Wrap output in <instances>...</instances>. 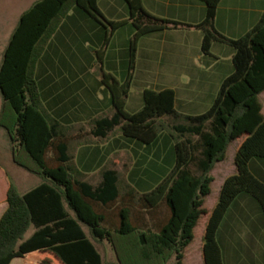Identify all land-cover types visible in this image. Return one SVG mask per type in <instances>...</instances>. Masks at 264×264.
<instances>
[{
  "label": "trees",
  "instance_id": "1",
  "mask_svg": "<svg viewBox=\"0 0 264 264\" xmlns=\"http://www.w3.org/2000/svg\"><path fill=\"white\" fill-rule=\"evenodd\" d=\"M129 20L135 26L129 46L132 67L139 38L166 24L202 30L201 50L210 54L213 41L233 48V72L225 77L210 107L187 115L175 109L171 88L143 90V104L127 111L131 74L120 81L101 66L113 32L127 20H108L97 0H37L19 17L4 50L0 66V127L7 134L11 160L37 174L41 182L20 192L9 184L7 208L0 217V264L24 257L25 264H105L93 241L107 242L118 264H183L185 248L193 240L198 219L206 213L204 200L211 192L212 169L225 158L231 142L241 139L233 157L235 173L219 189L203 234L204 264H223L217 241L219 225L234 199L247 193L264 216V182L249 169L254 158L264 157V115L259 94L264 91V13L243 35L228 37L214 25L220 0H201L204 18L189 24L159 18L147 12L142 0H125ZM73 7L84 11L105 28L100 48L93 49L100 64L101 82L110 93L111 113L92 118L89 133L106 137L118 129L143 144L153 143L161 131L173 140L174 161L170 171L146 192H138L115 170L101 171L94 185L85 179L71 152L70 126L48 112L41 100L35 66L48 41ZM127 185L130 189L123 190ZM127 194L131 205L168 210L156 231L134 226L139 214L122 207L119 226L111 228L98 212L122 205ZM87 227L91 237L84 231ZM33 228V233L26 237Z\"/></svg>",
  "mask_w": 264,
  "mask_h": 264
},
{
  "label": "crops",
  "instance_id": "2",
  "mask_svg": "<svg viewBox=\"0 0 264 264\" xmlns=\"http://www.w3.org/2000/svg\"><path fill=\"white\" fill-rule=\"evenodd\" d=\"M35 1L37 0H0V66L4 50L20 15ZM97 3L108 20H127L111 35L100 63L105 71L111 72L120 81L131 74V85L125 105L127 111L135 112L141 108L142 93L149 84L150 88L156 90L173 89L175 109L182 114L195 115L210 107L221 82L233 72L232 47L213 41L210 54H205L201 50L203 38L201 29L166 24L139 38L135 58L132 67L129 68L128 46L135 31V26L129 20V11L128 15L118 17L114 11L105 13L99 0ZM142 4L144 9L154 16L189 24L200 22L206 11V5L201 0H142ZM262 13L264 0H220L214 25L222 34L237 38L249 30ZM104 32L105 28L102 25L81 9L73 7L39 57L35 66V79L44 108L71 127L69 133L74 137L72 143L78 144L74 148V159L79 170L85 174V179L96 185L101 180V171L109 168L115 170L120 178L136 191L146 192L170 171L174 161L173 142L164 134H159L151 144H143L136 139L123 136L116 129L104 138L94 137L89 133L88 122L92 118L111 113L110 93L101 82L100 73L91 72L94 66L100 64L97 63V59L95 60L93 50L89 49L101 47ZM133 86L139 88L135 93L131 90ZM262 97L264 91L258 96L262 106L261 112ZM0 133L9 143L6 132L3 134L0 130ZM241 140L242 138L231 142L234 145L229 156L230 145L225 158L216 162L211 171L212 183L216 182V172L220 176L217 180L216 199L210 207L204 206L207 212L201 215L193 230L195 236L199 229L201 242L196 249L192 248L193 237L185 248L183 264H186L185 259L188 264H204L202 238L205 225L216 203L223 180L235 173L233 157ZM122 156H126L127 160L122 161ZM227 156L229 164H225ZM9 158L11 160V153ZM248 166L250 171L264 182V157L252 158ZM227 167H230L229 171H225ZM13 174L23 177L18 170H13ZM93 176L96 178L95 182L91 181ZM40 182H34L26 188L21 187L22 189L16 188L20 192H25ZM10 183L13 184L7 167L0 164V217L7 208L6 196ZM122 188L124 191L130 189L127 185ZM124 195L126 197L122 205H113L106 211L99 207L98 212L104 215L108 226L118 227L120 209L133 206L139 214L138 219L131 218L134 226L156 231L164 224L168 216V210L164 206L156 209L132 206L128 195ZM33 231L31 228L26 237ZM84 231L91 237L87 227H84ZM217 241L223 264H264V216L258 202L249 194L240 193L231 203L219 225ZM93 243L105 260L106 251L103 253L101 250H112L110 245L105 241ZM9 264H25V258H13Z\"/></svg>",
  "mask_w": 264,
  "mask_h": 264
},
{
  "label": "rangeland",
  "instance_id": "3",
  "mask_svg": "<svg viewBox=\"0 0 264 264\" xmlns=\"http://www.w3.org/2000/svg\"><path fill=\"white\" fill-rule=\"evenodd\" d=\"M99 3H100V6L101 8L103 9V11H105V13H111V11L113 12H116V14L118 15V17H122L123 15L126 16L128 15V8H127V4L125 2V0H99ZM90 50H93V49H96V48H89ZM94 55V53H93ZM95 56V55H94ZM96 60V58H95ZM98 63V62H97ZM96 72L97 74L99 73V65L97 66H94V69L91 71V72ZM148 87H150V84L148 85ZM132 92H137L139 90V88L137 86H133L131 88ZM262 102H263V114H264V97H262V99H260ZM86 130H88V128L86 127L85 128ZM0 130H2L3 134L5 133V131L0 128ZM117 132H119L118 129H116ZM159 134H164L165 136H167V138L173 142V140L169 137L168 133L165 132V131H161ZM78 145V144H77ZM76 145V142H74L72 144V153L74 154L75 153V149L77 147ZM233 143L230 144V147L228 149V156L229 154L231 153L232 151V148H233ZM2 150V154L0 153V164L4 165L5 167H7L8 169V172H9V175H10V178L13 182V185H15L16 187H18L19 189H22L23 187L26 188V187H29V185H31L32 183H37L39 181H41V177L38 176L37 174H34V173H31L25 169H23L22 167L18 166V165H15L11 162L10 160V151H9V143L7 142V140L5 139V137L3 135H1L0 133V150ZM9 156V157H8ZM225 159V164H229V158ZM8 160V161H7ZM10 160V161H9ZM122 161H126L127 158L126 156H122L121 158ZM120 160V161H121ZM8 162V164H7ZM171 163V162H170ZM168 165H169V162H168ZM14 166V167H12ZM231 166H233V163H231ZM12 168H16V169H13V170H18L22 175L20 176H23L22 178L18 176V174H13V170ZM229 168L230 167H227L225 168V171H229ZM15 173V172H14ZM215 177H216V182L212 183L211 184V192L210 194L205 198V203H204V206L205 207H210L212 205V202L214 199H216V193L218 191V184H217V180L219 179V174L216 172L215 173ZM26 178V179H24ZM91 181L95 182L96 181V178L95 176H93L91 178ZM22 182V183H21ZM22 187V188H21ZM201 242V236H200V233H199V229H197V231L195 232V236H194V240H193V247L194 249H196L199 244ZM106 251V255H105V264H118L117 262V259L114 255V252L112 250H101V252H105ZM187 256H189V254H187ZM185 263L188 264V261H186L185 259ZM166 264H174V259L173 257L170 258Z\"/></svg>",
  "mask_w": 264,
  "mask_h": 264
}]
</instances>
